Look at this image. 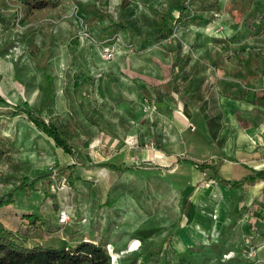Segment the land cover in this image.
Wrapping results in <instances>:
<instances>
[{
    "label": "rangeland",
    "instance_id": "1",
    "mask_svg": "<svg viewBox=\"0 0 264 264\" xmlns=\"http://www.w3.org/2000/svg\"><path fill=\"white\" fill-rule=\"evenodd\" d=\"M144 2L129 5V0H55L50 10L32 9L25 16L17 13L16 6L2 10L0 4V97L5 99L0 100V143L4 149V154L0 155V193L12 189L24 177L31 180L51 173L43 182L44 189H50L57 200L66 195L65 202L75 204L80 212L82 209L80 215L78 211L75 216L70 214L65 225L58 222L57 231L61 229L59 233H65V228L88 224L87 233L96 232L94 238L110 244L113 253L119 254L125 249L119 258L115 257L119 264L121 259L140 250L156 253V264H254L244 252V242L240 244V230L233 237H225V234L234 224L262 217L256 211L260 203L246 204V188L235 190L216 178L209 179L212 172L208 168L200 171L186 158L196 159L194 154H198L202 156L196 160L201 161L213 156L210 154L213 149L218 155L214 159L220 162L229 158L255 164V160L264 156V111L260 106L249 104L239 110L250 125L253 124V129L241 130L233 123L232 107L225 104L224 93L218 96L203 82L198 96L201 118L206 125V146L187 151L186 145L177 138L164 147L167 152H162L163 147L150 142H135L125 150L132 157L120 170L99 166L112 162L121 167L114 158H105L119 151L104 153L100 144L82 137L85 117L89 124L85 128H90L87 135L92 138L98 135L94 121L97 107L91 98L96 85L98 87L101 81L105 86L109 75L123 81L118 71L127 68L126 61L133 54L145 52L138 46L132 47L135 42L128 39L132 31L127 30V36L121 35L122 29L117 24L137 21L134 25L147 27L145 21L150 15ZM233 11L227 19L225 15L218 17L220 24L224 25L226 20L230 24ZM262 26L258 36L264 48V20ZM108 44L113 48L109 59L103 51ZM153 54L167 64L160 77L172 75V71L169 72L172 61L156 52ZM150 57L146 52L136 60ZM42 70L52 75L54 89L62 98L58 104L55 91L52 113L45 108L39 116L67 131L74 155L64 153L68 156L66 162L60 159L61 152L54 148L52 139L38 130L22 111L36 110L41 103ZM78 73L83 75V83L75 88L73 81ZM173 77L168 82L170 89L173 84L176 86ZM165 82L158 84L161 93L168 89ZM262 84L256 89L258 95L264 92V82ZM33 115L38 114L33 111ZM186 132L199 135L200 130L193 122ZM59 163H75L76 168L71 173L57 171ZM218 171L226 179L227 171ZM69 174L75 179V189L67 183ZM40 188L43 193L44 189ZM59 209L55 208L57 215ZM42 210L50 211L44 206ZM49 218L58 221V216ZM27 239L30 242L26 240V244L53 241L51 237ZM136 240H139L137 247L126 249ZM164 252L167 253L165 259Z\"/></svg>",
    "mask_w": 264,
    "mask_h": 264
},
{
    "label": "crops",
    "instance_id": "2",
    "mask_svg": "<svg viewBox=\"0 0 264 264\" xmlns=\"http://www.w3.org/2000/svg\"><path fill=\"white\" fill-rule=\"evenodd\" d=\"M129 1V5H133L143 0ZM179 2L180 0H145L143 5H146L144 6L145 10H149L150 17H156L158 13H166L173 19L178 17L170 34V36L173 35V38H167L158 43L150 38L149 44H144V41L142 42L140 38L137 39L134 36L135 33L130 32L131 35L128 39L135 42V45H129L142 48L145 51L142 54L149 52L151 57L141 61L136 59H139L137 57L142 54H133L131 59L126 61L127 68L120 69L121 72L118 71L123 81L112 79L118 76L109 75L106 85L103 86L100 81L99 86L96 85L92 93L91 98L95 100L94 104L97 107L94 121L98 135L95 138L87 135L90 128H85L89 126L85 117L83 119L84 135L82 137L89 142L93 139L96 144H100L102 146L101 151L104 153H108L109 150L119 151L115 155L109 154L105 158H114L121 164V167L128 164L132 157V155L125 153V150L130 149L131 146L126 145L127 139L124 136L129 137V139L131 137L134 143L145 144L150 142L163 148L178 138L186 145L187 151H189L188 148L206 146V125L201 118L198 96V91L203 82H207L208 87L214 93L215 91L217 94L224 93L223 98L227 100L225 104L232 107L231 116L235 127L241 130L253 129V124L245 128L240 126L235 116V110L254 104L232 97H240L244 91L249 89L256 91L258 86L263 85L264 82V48L261 36H258L261 34V30L259 31L258 28L252 26L251 22L253 17L257 19L264 13V0H196L194 13L189 10L180 12L177 6ZM204 8L207 10L205 15L201 11ZM230 11H233L230 24L227 20L223 22L224 25L220 24L218 17L225 15L227 19L226 16H229ZM212 14L217 18L213 19ZM203 18L209 20L205 22ZM185 20L186 23L182 24ZM121 32V35L127 36L129 34L127 31ZM155 52L161 57L169 58L170 62L172 61L173 64H170L169 72L172 71L174 75L166 76V78L164 75L160 77L167 64L161 58L153 56ZM172 77L176 82V86L172 85L174 89L172 86L170 89L168 84ZM164 80L167 82L165 83L168 89L166 93H161L158 84ZM61 98V95H57L56 91L58 104L61 102ZM57 112H61V107ZM226 112L229 113V110L227 109ZM193 122L197 124V128L200 130L199 135L186 132V129ZM164 129L167 131L166 133L163 132ZM184 136L186 138H183ZM52 144L54 145V143ZM54 148L57 152H61L59 154L63 162L68 159L61 148L56 146ZM160 150L167 152L165 148ZM215 152L212 149L210 154L213 156L202 158V160L209 159L215 164L217 171L219 169L227 171L226 179L230 182L239 181L251 174L253 169L264 168V156H260L252 165L242 160L229 158L220 162L214 159L218 157ZM194 155L196 159L202 156ZM61 164L59 163V166H63ZM218 174L221 176L219 171ZM212 175L213 172L210 176ZM44 181L45 179L42 180L39 187L36 186V190H30L28 193L15 192L12 203L0 206V221L7 228L17 232L30 242L27 238L38 237L39 233L34 230V225L24 218V215L29 212L41 218L42 227L47 231L49 237H58L67 241L72 238L71 240L76 242L80 239L96 242L98 238H94L97 236L93 234L97 233H87L88 224L65 228V233H59L61 229L57 231L56 224L58 221L49 220L50 216H57L55 208H67L73 216H75L76 211L79 215L82 214V209L80 212L76 206H73L75 204L65 202L67 196L64 197V193L62 195L64 199L57 200V196L51 195L50 189H44ZM245 185L246 187H244ZM40 187L44 189L43 193H40ZM73 187L76 188V183L75 186L73 184ZM242 188H246V192H248L246 204L250 205L254 201L260 203V208L255 210L260 212L262 217L254 218L255 220L251 219L249 222L244 220L242 223L230 226L225 237H233L240 230L238 235L240 244H243L244 238H248L249 243L256 248L257 252L254 264H263L264 179L252 183L246 182L240 188L234 189L240 190ZM43 206L48 207L50 211L42 210ZM10 214H12L11 217H9Z\"/></svg>",
    "mask_w": 264,
    "mask_h": 264
},
{
    "label": "trees",
    "instance_id": "3",
    "mask_svg": "<svg viewBox=\"0 0 264 264\" xmlns=\"http://www.w3.org/2000/svg\"><path fill=\"white\" fill-rule=\"evenodd\" d=\"M0 4L2 5V10H5L12 6H16L17 13H19V15L21 16H25L27 12L32 9L41 11L50 10L53 6H55V0H11V2H9L8 0H0ZM177 6L180 12H186L189 10L191 12L193 11L194 13L196 0H180ZM201 11L205 15V11L207 10L204 8V10ZM155 15L156 13L154 14V16ZM137 19L141 21V18L138 17ZM203 19L205 20V22L209 20L206 18ZM257 19H254L253 17L251 22L252 26L258 28L260 31L263 29L262 25L264 20V13L260 17H257ZM177 20L178 17L173 19L166 13H158L156 17H148V19L145 21L147 27L145 25L138 26L135 24L136 26H138L136 27L134 23H138L137 21H134V23L127 22V24L119 21L117 24L120 26L122 31L129 30L135 33L134 36L140 38L142 42L144 41L145 44L149 42L150 38H153V41H155V43L167 39L170 36L173 29L172 27L174 26V24H176ZM254 20L255 23L253 22ZM120 22H122L124 26ZM185 23L186 20L182 24ZM43 77L44 83L40 88V90L42 91V96L39 107L36 110L31 109L22 111L28 115V117L38 130L42 131L46 136L53 140L54 146L61 148L65 153L69 155H74V147L71 143V139L68 137L67 131L63 129V126L58 125L51 120L45 122L39 116V114H41L45 110V108H47V111L49 113H52L51 103H53L55 97V87L52 75L43 71ZM82 80L83 75L81 73H78L73 81L74 87L76 88L80 86L81 83H83ZM232 98L258 105L264 111V92L258 95L255 90L249 89L244 91L242 96H233ZM0 100L5 101V99L2 97H0ZM33 111H36L38 115H33ZM235 116L240 126L245 128L250 125V122L246 120L244 116H242L239 110H235ZM2 154H4V149L2 147V144L0 143V155ZM186 159L190 160L194 167L199 169L200 171H204L206 168L210 169L213 172V175L209 176V179L216 178L219 182L225 185H231L234 188H240L246 182L252 183L256 180L264 179V168L257 170L253 169L251 174L245 176L239 181L230 183L229 180L224 179L218 174L215 164H213L209 159L201 161H197L192 158ZM99 166L109 167L114 170H120L122 168L108 162L100 163ZM73 168H76L75 163H70L68 165L59 166L57 171L65 172L68 170L69 173H71ZM46 174L36 176L31 180H29L27 177H24L12 189L1 192L0 206L12 203L14 201L15 192L28 193L30 190H36L37 184H41L42 180L50 177L51 175V173L49 174V176H46ZM66 180L70 187H73L75 179L71 176V174L68 175V178ZM231 207L232 203L230 204V208ZM24 218H26L30 223L34 225V230L39 233V235H37L38 237H49L47 231L42 227L43 222L41 218L29 212L24 215ZM51 238L53 239V241L44 240L43 242H35L33 245H28L25 243L26 239L24 237L19 235L17 232H14L13 230L7 228L0 221V264H111L110 255L106 250V245L103 241H99V239L96 242L82 239L76 242L71 239H69V241H62V239L60 238ZM151 252L152 251L140 250L136 253L131 254L125 260L124 258L121 259L120 264H150L152 262L153 264H156L154 258H156L157 260L158 256L156 253ZM165 253L166 252H164L163 255L164 259L166 257ZM179 254L178 258L180 260L181 255ZM163 264L166 263L164 262Z\"/></svg>",
    "mask_w": 264,
    "mask_h": 264
},
{
    "label": "built area",
    "instance_id": "4",
    "mask_svg": "<svg viewBox=\"0 0 264 264\" xmlns=\"http://www.w3.org/2000/svg\"><path fill=\"white\" fill-rule=\"evenodd\" d=\"M188 1V0H186ZM112 45L111 44H108L106 47H104L103 51H104V56L109 59L113 56V48H111ZM126 143L130 146L132 145L134 142L132 139H127ZM58 222L60 224H66L68 223V221L70 220V212L67 208H61L59 209L58 211ZM139 240H136L135 243L132 241L130 243V245H128L127 248H135L139 245ZM133 243V244H132ZM244 244H245V253L247 255V257L252 260V261H255L256 259V248H254L250 243H249V239L248 238H244ZM106 250L107 252L109 253L110 255V262L111 264H119V262L117 263L115 261V257L117 256L119 258V255L121 253V251H125V249L121 250L119 254L117 253H113L112 252V247L110 246V244H106ZM227 256V255H226Z\"/></svg>",
    "mask_w": 264,
    "mask_h": 264
}]
</instances>
